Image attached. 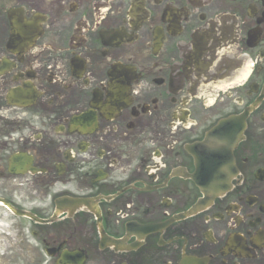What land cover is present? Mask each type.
<instances>
[{
    "label": "flooded vegetation",
    "instance_id": "flooded-vegetation-1",
    "mask_svg": "<svg viewBox=\"0 0 264 264\" xmlns=\"http://www.w3.org/2000/svg\"><path fill=\"white\" fill-rule=\"evenodd\" d=\"M0 199L52 264H264V0H0Z\"/></svg>",
    "mask_w": 264,
    "mask_h": 264
},
{
    "label": "rangeland",
    "instance_id": "rangeland-1",
    "mask_svg": "<svg viewBox=\"0 0 264 264\" xmlns=\"http://www.w3.org/2000/svg\"><path fill=\"white\" fill-rule=\"evenodd\" d=\"M29 227L28 220L0 209V264H37V257L38 264H51L35 245Z\"/></svg>",
    "mask_w": 264,
    "mask_h": 264
},
{
    "label": "water",
    "instance_id": "water-1",
    "mask_svg": "<svg viewBox=\"0 0 264 264\" xmlns=\"http://www.w3.org/2000/svg\"><path fill=\"white\" fill-rule=\"evenodd\" d=\"M237 120H239V121H237ZM244 121H245V115L239 116V118H237V119L235 118V119H230V120H224L220 123L219 127L216 130L209 133L208 139L214 137V135L216 133H218V131H222V130H226V129H228V131H229L231 128H233V126L236 123L240 122V124H244ZM241 130H242V128H240V131ZM227 156H229V154H227ZM226 160L229 161V158ZM232 169H233L232 167L227 168V170H226V172H227L226 177L227 178H229L228 172ZM213 171H218V169L217 168L216 169H210L206 166L205 163L201 162L198 165L197 171L193 175V178L196 180V182L198 183V185L201 187L202 191L206 195V198L202 200V203L209 197V195H211V196L218 195L222 191L227 190L231 185L230 180L227 178L224 179L222 182H206V180L208 181L212 177L216 176V174H213Z\"/></svg>",
    "mask_w": 264,
    "mask_h": 264
}]
</instances>
